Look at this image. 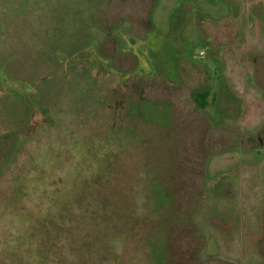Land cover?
I'll list each match as a JSON object with an SVG mask.
<instances>
[{
    "label": "rangeland",
    "instance_id": "374dc122",
    "mask_svg": "<svg viewBox=\"0 0 264 264\" xmlns=\"http://www.w3.org/2000/svg\"><path fill=\"white\" fill-rule=\"evenodd\" d=\"M130 103L202 180L176 264H264V0H0V264H150Z\"/></svg>",
    "mask_w": 264,
    "mask_h": 264
},
{
    "label": "trees",
    "instance_id": "16d2710c",
    "mask_svg": "<svg viewBox=\"0 0 264 264\" xmlns=\"http://www.w3.org/2000/svg\"><path fill=\"white\" fill-rule=\"evenodd\" d=\"M134 106L135 104L131 103L127 105V116L124 118L125 123L121 128L125 133L130 134L129 131H132L131 128L135 123L142 121L141 125L145 129H149L150 132L148 138L142 132L143 141L146 140L144 151L149 152L151 146L161 150V156L155 155L156 161L150 162L151 165L157 167L151 183V196L154 199L153 211L157 214V223L155 234L148 238V243L152 248L150 264H176L181 256L173 255V243L180 236L181 228H185L186 224L188 226L192 224L191 219L197 208L198 188L202 184V180L197 182L193 180L192 176L186 177L184 175L186 167L182 161L167 157L170 150L173 151V156H176L177 153L174 144L170 148L165 142L168 136L167 130L159 128L160 125L151 122L142 109L138 110L140 108ZM108 108L110 109V105ZM131 109L137 112L133 113ZM179 165L182 169L178 167ZM196 183H199L198 186ZM185 236L190 237L189 233Z\"/></svg>",
    "mask_w": 264,
    "mask_h": 264
},
{
    "label": "flooded vegetation",
    "instance_id": "af4514ba",
    "mask_svg": "<svg viewBox=\"0 0 264 264\" xmlns=\"http://www.w3.org/2000/svg\"><path fill=\"white\" fill-rule=\"evenodd\" d=\"M197 93H200V92H197ZM152 152H153V154H152ZM156 152L160 153L159 148H154V146H151L149 152H146V153H149L150 156L147 155V157H144V159L148 158L147 161H148V163H150V161H149V159H151L150 157H151L152 155L155 156V155H156ZM154 156H153V157H154ZM197 196H198V194H197Z\"/></svg>",
    "mask_w": 264,
    "mask_h": 264
}]
</instances>
